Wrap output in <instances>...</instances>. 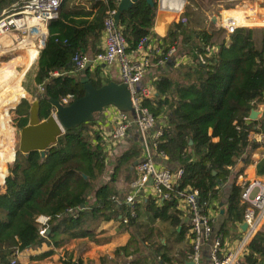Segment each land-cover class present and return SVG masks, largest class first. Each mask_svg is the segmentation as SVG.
Here are the masks:
<instances>
[{
	"label": "trees",
	"instance_id": "1",
	"mask_svg": "<svg viewBox=\"0 0 264 264\" xmlns=\"http://www.w3.org/2000/svg\"><path fill=\"white\" fill-rule=\"evenodd\" d=\"M11 5V0H0V14ZM118 5L119 0L63 1L57 18L49 24L46 45L37 60L35 83L45 89L38 97L42 120L54 110L50 99L62 102L72 95V104L85 95L80 84L83 75L89 76L96 88L110 83L103 66L79 74L74 59L90 51L92 56L102 52L107 11L117 10ZM191 5L176 25V30L188 33L186 38L179 40V35L171 32L160 43L166 55L172 47L178 49L180 43L196 41L193 53L188 54L193 58L189 65H181L175 73H163L155 80V99L143 103L162 131L158 152L183 171L173 191H169L172 199L149 197L132 210L116 181L124 173L131 190L142 150L134 146L125 151L116 162L111 181L103 182L108 172L107 147L97 131V120L83 124L59 138L44 159L39 152L28 156L18 153L12 177L9 168L5 174L4 165L15 159V152L2 156L0 186L7 185L0 190V264H20L18 253L44 243L59 248L80 239L93 241L99 227L112 221L120 222L130 239L116 251L114 259L104 258L101 264H188L196 237L184 221L191 215L181 209L177 195L191 190L198 191L199 202L209 216L224 211L219 208L220 202L224 189H230L224 224L214 235L216 238L224 241V237L232 236V228L243 223L244 188L230 183V179L239 160L244 158L248 166L252 154L264 146L249 139L253 132L264 134V117L250 120L251 112L264 105V41L257 43L253 30L242 28L230 35V42L220 43L215 42L214 33L192 31L200 23L193 22ZM157 12V4L153 8L140 0L122 14L119 26L128 54L136 52L144 39L156 40L153 29ZM29 110L30 103L24 101L15 119L17 128L28 125ZM257 175L264 177V159L257 165ZM41 217L48 219L45 227L50 233L45 236L40 235ZM143 217L151 219V225ZM155 222L172 228L166 244L162 239L167 236L154 226ZM72 259L66 256L61 264L85 263L81 258L75 262ZM246 261L264 263V228L247 249Z\"/></svg>",
	"mask_w": 264,
	"mask_h": 264
},
{
	"label": "built area",
	"instance_id": "2",
	"mask_svg": "<svg viewBox=\"0 0 264 264\" xmlns=\"http://www.w3.org/2000/svg\"><path fill=\"white\" fill-rule=\"evenodd\" d=\"M11 1L12 5L4 9L0 14V50L7 51L19 45L20 42L31 39L40 43L44 36L42 29L46 30V43L49 24L57 18L64 0ZM98 1L107 2L108 0ZM164 1L160 5L158 0V9L171 11L164 6ZM117 12L118 9H109L107 11L104 22V50L94 56L88 54L78 55L74 61L79 74H83L89 69H95L98 66H117L119 68L120 82L127 85L131 91L132 104L136 112L135 118L132 114L120 112L115 107L105 109L104 117L110 119V123L113 126L104 136L103 142L110 148L120 147L128 138L131 130L133 128L137 129L143 157L137 165V177L131 184V192L125 200L126 204L133 210V207L140 202L144 194L149 193L151 196L160 199V201L171 200L169 191H173L183 175V171L179 166L172 169L168 165H163L161 162L162 165L158 163V160L168 161L167 157L157 150V143L162 136V131L157 128L156 119L150 110L143 106L144 101H152L156 96L154 86L146 82L149 71L152 67L170 65L171 59L178 58V49L172 47L164 55V48L160 40L144 39L136 52L128 54L122 28L115 21ZM182 12L183 10L178 15H181ZM238 25L231 20L225 25V28L229 33H232L231 29H234L235 32L237 29L247 27ZM3 38L10 39V42L7 44L1 42L4 41ZM43 48L44 46L40 50ZM153 63L156 66H153ZM36 89L40 91V94L45 92L43 86H36ZM73 100L74 97L70 95L63 99L61 103L64 106H69ZM260 138L264 140V134H261ZM243 188L242 202L246 204V211L240 227L242 228L245 224L248 228L238 247L229 252L222 251V237L216 238L214 236L213 217L211 213L209 216L205 214L204 205L199 202L198 191L191 190L177 195L181 207L187 212V215H191L189 222L196 237L193 242V254L188 264H203V249L210 242L211 264H245L244 257L247 249L256 235L264 228V180H249L244 184ZM47 221L46 217L39 219L41 224L40 235L42 236H45L48 232L45 227ZM222 253L223 257L220 256ZM21 254H17L18 259Z\"/></svg>",
	"mask_w": 264,
	"mask_h": 264
},
{
	"label": "crops",
	"instance_id": "3",
	"mask_svg": "<svg viewBox=\"0 0 264 264\" xmlns=\"http://www.w3.org/2000/svg\"><path fill=\"white\" fill-rule=\"evenodd\" d=\"M262 5H264L263 0H260V4H259L260 9H258L257 12L255 11L256 6L253 4L252 6L253 10L250 11L245 10L244 8H238L239 6L236 8L234 7L232 9H227L226 7V10L220 13L219 18H215L214 16H211V14H207L208 19L206 25H204L205 23L201 21L200 26L199 25L193 26L192 31L207 30L209 31V33H214L215 42H217L219 38L218 31L221 29L227 33L222 38V41L226 40L230 42L231 33H229L226 30L225 25L231 20H233L236 24H239L238 26H247L249 27L250 30H253L255 40L257 43L260 44L261 42L264 41V24H263L264 8H261ZM157 13L158 15L156 16L155 26L153 29L156 41L165 40L166 38H168L171 32H175L176 34H178L179 40L183 41L186 38V35H188V33L186 34L184 31L182 32L180 30H176V25L180 24L181 22L180 20L183 19L182 17H180V15L178 14L172 15L171 11H161V10H158ZM162 16H166V19H163ZM171 16H178V18L175 21H171L170 20ZM258 33H260V35ZM197 44L198 43L196 41H193L188 45H184V42L180 43L178 45V52H177L178 58L174 59V63L164 67H152L146 77V82L151 83L153 85V82L157 80L163 73H168L169 71L175 73V70L179 66L189 65L190 59L193 57L188 56V54L193 53L192 51L193 49L191 50V48H196ZM104 47H105V35L103 36L100 43V51H103ZM90 54H94V53L90 51L89 55ZM103 69H104V74L108 80L112 81L119 79V68L117 66H113V67L103 66ZM36 72L33 75L35 90L37 86L35 83ZM256 111L259 113V116L256 121H259L264 117V105L260 106ZM101 116H103V118L97 119L96 128L97 131L101 134L102 138H104V136L112 129L113 124L110 123V119L104 117V114ZM260 135H261L260 133L253 132L251 133L250 140L255 141L257 143H264V140H261ZM134 146L139 147L142 150L140 137L137 131L130 132L128 138L124 141V143H122L120 147L123 151H127ZM262 159H264V146L259 147L252 154L251 163L248 166L246 165V161L244 158L238 161L237 165L233 169L232 172L233 175L230 179V183L235 182L236 185H238L239 187H243L244 184L249 180H254V179L264 180V177H259L257 175V165ZM160 162L163 165H168V167L172 169L175 168L172 166V164L169 163V161L158 160V163L162 165ZM130 192L131 190H129L128 188V195L130 194ZM229 194H230V189L229 188L224 189L223 198L219 206L220 209L222 208L224 209V212L228 205ZM149 197H153V196H151L149 193L144 194L140 202L146 201ZM181 209L184 210L183 207H181ZM211 216L213 217L215 223L213 229L215 233L214 235H216L217 233L220 232L224 224L225 217L221 213L218 214L216 212H211ZM143 218L147 223L151 225L152 223L151 219L147 217H143ZM148 220H150V222H148ZM184 221L186 225H190V222L187 218L184 217ZM155 223L156 225L154 226L159 227L166 234L167 238L162 239V243L166 244L167 239L168 240L171 239V234L173 232L172 228L167 223H162V224L157 222ZM240 226L241 225H238L236 228L235 227L232 228L234 229L231 230L232 236L229 235L224 237L222 251L229 252L235 250L238 247L245 233ZM129 239H130L129 233L124 231V229L121 227L120 222L117 221L107 222V223H103L99 227L98 236L93 241L88 239H80L59 248H56L50 245L49 243H44L43 245L37 248H32L27 251H24L19 257V263L20 264H61L62 261L66 258V256L69 257L71 256L73 257L72 260L74 262L78 261L77 259L81 258L83 262H85L86 264H101V261L104 258L114 259L116 251L119 248L125 247L128 244ZM210 247H211V242L203 249V264H211ZM176 252L177 249L175 248V251L173 250V254L175 255Z\"/></svg>",
	"mask_w": 264,
	"mask_h": 264
},
{
	"label": "water",
	"instance_id": "4",
	"mask_svg": "<svg viewBox=\"0 0 264 264\" xmlns=\"http://www.w3.org/2000/svg\"><path fill=\"white\" fill-rule=\"evenodd\" d=\"M140 0H120L118 12L115 17L116 23L120 24V18L125 11L130 10ZM151 7L155 8L158 1L145 0ZM183 9L189 0H185ZM163 0H159L161 5ZM242 29L250 30L249 27ZM233 34L234 29L230 30ZM230 34V35H231ZM46 45V43H45ZM44 45V47H45ZM80 84L83 85L85 95L78 100H75L71 105L64 106L60 101L50 99L54 110L52 115L47 120H42L40 117L41 104L40 100L36 99L30 103L29 122L28 125L17 131L19 135V144L15 153V160L18 153L28 156L32 152H39L42 159L46 158L52 147H56L59 138L67 131L77 129L83 124L91 123L96 119H102L104 110L109 107H115L120 112L130 113L135 118L136 112L132 104V94L129 87L122 84L119 79L112 80L110 83L103 85L101 88H96L91 82L89 76L83 75L80 79ZM20 106V105H19ZM97 116H99L97 118ZM259 113L253 110L250 115L251 121H256ZM85 206H83L84 208ZM224 215V211L221 212ZM247 225H243L242 229L245 232ZM50 231L47 232V234ZM192 264V263H190Z\"/></svg>",
	"mask_w": 264,
	"mask_h": 264
},
{
	"label": "rangeland",
	"instance_id": "5",
	"mask_svg": "<svg viewBox=\"0 0 264 264\" xmlns=\"http://www.w3.org/2000/svg\"><path fill=\"white\" fill-rule=\"evenodd\" d=\"M156 1H158V0H156ZM192 1L193 0H189L188 4H186L185 8L183 9V12L180 15V17H182L183 14L185 13L186 7H189L188 5L192 3V5H191L192 8H190V9L194 13V15H193L194 17L192 18L193 22L201 24V21H203L205 23L204 25H206V22L208 19L207 14H211V16H214L215 18H219L220 13H222V11L226 10V7H227V9H232L234 7L236 8L239 6L238 8H244L245 10L250 11V10H253L252 6L254 4L256 6L255 7L256 12L258 11V9H260L259 8L260 7L259 6L260 0L259 1H257V0H194L193 2ZM219 2H221V3H219ZM263 4H264V0H263ZM240 5H242L243 7ZM261 8H264V5H262ZM157 15H158V13H157ZM162 18L166 19V16H162ZM177 18H178V16H171L170 20L175 21ZM218 33H219V36H218L219 38H218L217 43H220L222 41V38L227 33L221 29L218 31ZM258 34L260 35V33H258ZM26 45H30V47H27ZM1 52H3V53L0 54V84H2V82H9L13 79H18L20 77V75L22 73H24V78L21 82V86L27 92L28 95L25 97H23V96L19 97L18 100H20V98H22V100H23L21 102L20 106L22 105V103L24 101H28L29 103H32L35 100V98L38 99V97L41 94H40L39 90H37V89L35 90V88H34L35 85H34L33 75L36 72V67H37L36 61L39 58L38 56H39L41 50H38V48L33 47V41H27V43L25 41V42H20L19 45H16V47H13L12 49H9L7 51H1ZM25 54L35 58L36 63L34 62V64L31 67H29L27 65H25L26 67H24V68L19 67V68H17L18 73L14 74L13 73L14 68L12 66V62L14 60V55L24 57ZM174 59H176V58H174ZM174 59H171L170 65L174 63ZM153 66H156L155 63H153ZM33 90H34V92H33ZM2 91H4V89ZM17 103H18V101H17ZM20 106H18L17 109L12 111L10 114V125L13 128H15L14 129L15 135L13 134L11 129L8 128V126L6 125L8 130H7L6 134L4 135V139L3 138L2 139L9 142L10 145L6 151L0 152V164H1V160H2L3 155L12 156L14 152L16 153V150L18 148L19 135H18L17 131L19 130V128H17V125L15 123V119L17 118V112H18V109ZM98 117L99 116H97V118ZM133 131H137V129L133 128L131 130V132H133ZM104 146L107 147L105 144H104ZM107 152H108V154H107L108 172H107L106 177L103 180V182L107 181V180L111 181V179L113 177L112 173L114 172L116 162H117L118 158L123 155V153L125 151H123L121 149V147H119V146L118 147L116 146L113 148H110V146H109V147H107ZM16 161H17V157H16V160L14 159L13 163L12 162L6 163L4 165L5 174L8 172V168H9L10 177H12L11 171H12L13 167L15 166ZM140 161H141V159L137 160L136 163L137 162L139 163ZM122 175H120L118 177L116 183L118 184V187H120L122 194L127 196L128 195V186H127L128 181H127V178L125 177L124 173ZM10 177H9V179H10ZM6 185L0 186V190L4 191ZM246 263H247V261H246ZM261 264H264V263H261Z\"/></svg>",
	"mask_w": 264,
	"mask_h": 264
},
{
	"label": "bare ground",
	"instance_id": "6",
	"mask_svg": "<svg viewBox=\"0 0 264 264\" xmlns=\"http://www.w3.org/2000/svg\"><path fill=\"white\" fill-rule=\"evenodd\" d=\"M164 6L166 8H169L171 10V13L174 15H177L180 13V11L183 10L184 4H185V0H165L164 1ZM169 13V14H171ZM42 34L44 35L43 38L40 41V44L35 42V40L33 41V39L31 40H26L27 41H33V47L38 48V50H40L41 47H43L45 45V39H46V30L42 29ZM4 41H1L5 44L10 42V39H5L3 38ZM25 42V41H24ZM27 47H30V45H26ZM2 50H0V54L3 53L1 52ZM5 53V52H4ZM36 61L35 58L28 56L25 54V56H18V55H14V60L12 62V66L14 68L13 73L17 74V68L19 67H26L25 65L31 67L34 62ZM24 78V73H22L20 75V77L18 79H13L9 82H2V84H0V152L2 151H6L10 145L9 142L3 140L4 139V135L7 132V126L8 128L11 129V131L13 132V134L15 135V128H11L9 126L10 121H9V113L10 111L16 109L22 102V99L20 101V103L15 107L10 109L11 107H14L19 99V97H25L27 96V92L23 89V87L21 86V82ZM4 89V91H2ZM8 116V118H7ZM9 122V123H8ZM7 125V126H6ZM3 138V139H2ZM14 162V160L12 161V163Z\"/></svg>",
	"mask_w": 264,
	"mask_h": 264
}]
</instances>
